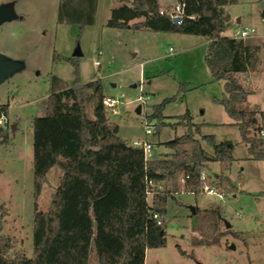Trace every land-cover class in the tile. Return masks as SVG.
<instances>
[{
    "label": "rangeland",
    "instance_id": "obj_1",
    "mask_svg": "<svg viewBox=\"0 0 264 264\" xmlns=\"http://www.w3.org/2000/svg\"><path fill=\"white\" fill-rule=\"evenodd\" d=\"M132 1L98 0L94 24L80 29L58 23L59 0H0V7L19 16L0 26V53L24 66L0 84V105L8 108L9 121L7 143H0V205L9 210L4 233L13 241L14 253L22 251L32 258L35 203L39 211L47 212L60 185L62 172L53 167L35 199L32 122L46 115L52 77L67 87L74 84V68L67 59L77 57L81 83L100 80L104 95L118 102L110 113L121 140L148 141L157 153H168L164 143L191 131L209 157L214 147L206 137L233 146L234 161L223 174L236 193L219 199L204 190L197 194L183 190L169 198L163 221L166 244L147 250L145 264H264V162L251 159L238 126L217 102L224 95V82L213 80L206 64L208 38L107 27L111 11ZM179 2L159 0L163 10L174 9ZM226 9L232 25L223 35L255 29L258 37L247 40L261 48L253 67L242 76L254 93L239 108L264 112V0H238ZM78 49L81 55L76 56ZM140 95L149 99L137 114ZM171 98L162 113L165 125L146 135V125L156 128V120L149 118L153 107ZM93 109L91 102L90 118ZM187 112L193 126L179 119ZM204 173L214 182L222 171L214 162Z\"/></svg>",
    "mask_w": 264,
    "mask_h": 264
},
{
    "label": "trees",
    "instance_id": "obj_2",
    "mask_svg": "<svg viewBox=\"0 0 264 264\" xmlns=\"http://www.w3.org/2000/svg\"><path fill=\"white\" fill-rule=\"evenodd\" d=\"M237 3L180 0L183 19L175 25L174 9L163 10L159 0H133L111 11L107 27L208 38L206 64L213 80L224 82V95L217 102L238 126L251 159L264 162V136L260 134L264 131V112L239 108L254 93L242 76L253 67L261 48L251 40L223 35L232 25L226 8ZM97 4L98 0H59L57 21L80 29L93 25ZM141 18L142 22L133 23ZM61 59L55 56V60ZM67 61L74 68V84L67 87L52 77L46 115L32 122L35 199L53 167L62 172L60 185L47 212L39 211L35 203L32 258L22 251L14 253L13 241L4 233L9 210L0 205V264H145L147 250L166 244L164 223L159 225L154 215L164 221L169 198L183 190L200 193L205 185L223 195L236 193V187L223 174L234 161L233 146L216 144L213 137H206L214 147L209 157L190 131L164 143L168 153H157L154 148L152 159L146 162L141 148L120 139V128L104 104L107 97L101 81L81 83L77 57ZM173 99L153 107L149 118L156 120L155 130L165 125L164 106ZM91 102L94 118L87 113ZM7 115L8 108L0 105V117ZM179 119L193 126L188 112ZM0 143H7L3 127ZM214 162L222 174L214 182L210 176L202 180L201 174ZM148 181L165 188L151 201ZM227 233L241 236L233 230Z\"/></svg>",
    "mask_w": 264,
    "mask_h": 264
},
{
    "label": "built area",
    "instance_id": "obj_3",
    "mask_svg": "<svg viewBox=\"0 0 264 264\" xmlns=\"http://www.w3.org/2000/svg\"><path fill=\"white\" fill-rule=\"evenodd\" d=\"M183 7H184V5H182V4H178L176 7H174V11L176 13V16H180V14L183 10ZM254 37H257L255 29L235 31V33L233 35V38L241 39V40H247V39L254 38ZM148 99H149V97L145 98L142 95H140V97L138 98L139 105L141 106L142 110H143V108H145L148 105V102H147ZM104 104L109 109L112 110L116 106V104H118V102L116 100H113V99H110L107 97L104 100ZM113 112H115V110ZM8 124H9V121H8L7 117H5V116L0 117V128L5 127ZM154 129H155V127L153 125H146V127H145L146 135H151L153 133ZM260 134H261V136H264V131H261ZM130 145L134 148H141L143 150L144 160L146 162H148L149 160L152 159L153 154H154V145L153 144L149 143L148 141H143V142L134 141V142L130 143ZM201 178H202V180L206 179L205 173L201 174ZM147 185H148V189H147L148 197H150L151 199H153L155 193L163 191L165 189L163 184H161V183L156 184L153 181H148ZM203 190L209 194L217 195L219 197V199L224 198V195L222 193H219L216 189L209 187L208 185H205ZM154 218L158 220L159 225H163V221H162L163 218L161 216L154 215Z\"/></svg>",
    "mask_w": 264,
    "mask_h": 264
},
{
    "label": "water",
    "instance_id": "obj_4",
    "mask_svg": "<svg viewBox=\"0 0 264 264\" xmlns=\"http://www.w3.org/2000/svg\"><path fill=\"white\" fill-rule=\"evenodd\" d=\"M17 19H19V16L13 11V9L9 7H0V26L4 23L11 22ZM182 19L183 18L180 16L173 17V23L175 25H178L181 23ZM75 55L76 56L81 55L79 49ZM23 67L24 66L21 62L10 60L0 53V84L3 83L8 77L13 75L14 73L23 70ZM135 111L137 114H141L142 112L141 106L139 105ZM7 129L8 127L5 126L4 130ZM15 129H16V125L11 126L12 131H15ZM193 212H195L194 209ZM226 227L227 229L231 228L230 225L227 223H226Z\"/></svg>",
    "mask_w": 264,
    "mask_h": 264
},
{
    "label": "crops",
    "instance_id": "obj_5",
    "mask_svg": "<svg viewBox=\"0 0 264 264\" xmlns=\"http://www.w3.org/2000/svg\"><path fill=\"white\" fill-rule=\"evenodd\" d=\"M162 7V5H161ZM163 8V7H162ZM168 8H172V7H168ZM164 9V8H163ZM167 9V8H166ZM238 23H240V20H238ZM258 37V36H257ZM16 128H17V125H16ZM16 130V129H15Z\"/></svg>",
    "mask_w": 264,
    "mask_h": 264
}]
</instances>
